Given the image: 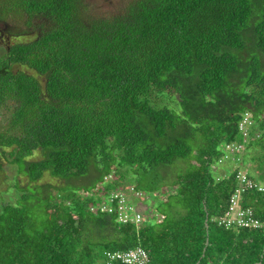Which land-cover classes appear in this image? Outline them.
<instances>
[{
  "label": "trees",
  "instance_id": "obj_1",
  "mask_svg": "<svg viewBox=\"0 0 264 264\" xmlns=\"http://www.w3.org/2000/svg\"><path fill=\"white\" fill-rule=\"evenodd\" d=\"M13 10L31 38L0 57V150L28 183L0 207V264L138 247L147 264H264V0H129L111 16L87 0H0V20ZM252 148L261 174L243 190L236 165ZM129 191L165 198L157 216L90 210ZM237 191L260 227L218 225Z\"/></svg>",
  "mask_w": 264,
  "mask_h": 264
},
{
  "label": "rangeland",
  "instance_id": "obj_2",
  "mask_svg": "<svg viewBox=\"0 0 264 264\" xmlns=\"http://www.w3.org/2000/svg\"><path fill=\"white\" fill-rule=\"evenodd\" d=\"M93 8V13L95 11L99 15L111 16L116 13L120 8H122L129 0H87ZM94 5V7H93ZM26 17L21 13H15L13 10L5 21L0 20V57L6 55L8 51V47L10 45L15 44L16 42H23L27 39H30L27 33L24 30H28L26 26ZM33 29V28H32ZM20 35V37H18ZM175 104V103H172ZM5 129V121L2 117H0V132ZM263 151L260 148H252L245 151V154L242 155L245 157L246 162L244 164L239 162L236 167L241 165V168L244 173H251L253 175H260L261 173L258 171L261 167L262 162H258L257 160H253L256 156ZM40 158V154L36 153L30 160H36ZM229 162H233L231 159L228 162L224 163L220 168L219 166L215 167L214 171L219 174H223L227 172V168H234L232 164ZM263 172L264 173V164ZM18 181L20 182V186L26 187L27 178L23 175H19L17 172L16 165H11L2 159V152L0 150V207L5 203H15L16 200L21 197L22 192L16 187L18 185ZM40 184L51 183L55 186H65L67 185V181L56 179L50 177L49 174H46L42 180L39 182ZM87 184H83L77 187H85ZM127 185V184H126ZM74 187L73 185L67 186V188ZM140 200H136V198L131 197L132 201L136 203V208L140 210L142 213L151 218L152 216H157L156 213V205L161 202V200H165V198L160 199L159 195L157 197H151L143 193V195L138 196Z\"/></svg>",
  "mask_w": 264,
  "mask_h": 264
},
{
  "label": "built area",
  "instance_id": "obj_3",
  "mask_svg": "<svg viewBox=\"0 0 264 264\" xmlns=\"http://www.w3.org/2000/svg\"><path fill=\"white\" fill-rule=\"evenodd\" d=\"M250 123V118L248 114H246L240 126L245 137H248L247 127ZM243 149L244 145L236 146L232 144L228 145L226 150L228 153H233ZM227 158H229V156L225 157V159ZM238 180L243 190L257 187V184H255L242 170L238 173ZM258 187L260 190L264 191V185H258ZM141 195H143V192H114L92 205L90 210L92 212L117 214L118 222L140 226L145 221V216L136 208V203L132 201L131 197L140 200L138 196ZM217 223L220 227L227 230H238L241 228L249 229L261 226L255 218L252 208L243 207L240 191L233 194L230 199L228 210L223 216L217 219ZM148 261V253L143 248L138 247L129 251L107 252L105 258L99 261L98 264H113L114 262H121L124 264H147Z\"/></svg>",
  "mask_w": 264,
  "mask_h": 264
}]
</instances>
